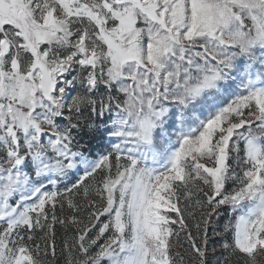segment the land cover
I'll list each match as a JSON object with an SVG mask.
<instances>
[{"label": "snow or ice", "instance_id": "obj_1", "mask_svg": "<svg viewBox=\"0 0 264 264\" xmlns=\"http://www.w3.org/2000/svg\"><path fill=\"white\" fill-rule=\"evenodd\" d=\"M215 244L264 257V0H0V264Z\"/></svg>", "mask_w": 264, "mask_h": 264}, {"label": "rangeland", "instance_id": "obj_2", "mask_svg": "<svg viewBox=\"0 0 264 264\" xmlns=\"http://www.w3.org/2000/svg\"><path fill=\"white\" fill-rule=\"evenodd\" d=\"M72 95H75V93H72ZM89 116H90V112L85 109L84 110V115L83 117H81V124L84 125L83 130L81 131V136L83 137L82 143L87 144V145H91L92 150L94 149V140L90 137V134H92V129L88 128L86 125L88 123H91L92 121L89 120ZM93 120H95V117L92 118ZM97 123H99V121H97ZM100 137L98 136V139ZM99 143V142H98ZM229 215L228 212H225V214L219 219L218 223H217V228L222 229L224 224L228 221L229 219ZM62 229L59 228L58 226V239H57V244L58 247L60 245V236L62 235ZM215 239H219V238H215ZM217 247L218 251H217V256L216 257H210V264H215V259L217 257H219L221 260H223V256L220 255V251H219V244H215L212 245ZM259 264H264V257H257ZM247 261V257H241L239 262L237 261V257L233 256L232 260H231V264H245V262Z\"/></svg>", "mask_w": 264, "mask_h": 264}, {"label": "trees", "instance_id": "obj_3", "mask_svg": "<svg viewBox=\"0 0 264 264\" xmlns=\"http://www.w3.org/2000/svg\"><path fill=\"white\" fill-rule=\"evenodd\" d=\"M98 136L100 137L99 133H96L95 136H93L92 134H90V137L94 140V143H95L94 144L95 147L93 149L94 152L99 148L100 144L102 143L101 137L98 139Z\"/></svg>", "mask_w": 264, "mask_h": 264}]
</instances>
